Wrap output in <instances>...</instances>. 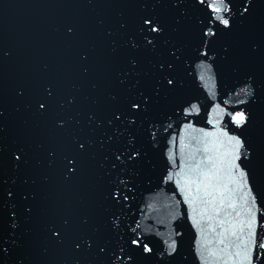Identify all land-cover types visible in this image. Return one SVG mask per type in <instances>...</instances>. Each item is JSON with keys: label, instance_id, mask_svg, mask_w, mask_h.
Returning a JSON list of instances; mask_svg holds the SVG:
<instances>
[{"label": "snow or ice", "instance_id": "snow-or-ice-1", "mask_svg": "<svg viewBox=\"0 0 264 264\" xmlns=\"http://www.w3.org/2000/svg\"><path fill=\"white\" fill-rule=\"evenodd\" d=\"M84 4L93 14L61 18L51 63L13 89L26 127L11 141L0 88V264H185L181 233L153 245L122 216L151 163L141 137L156 141L168 105L199 112L181 99L188 55L205 86L221 71L244 79L231 112L212 109L214 131L184 124L164 180L190 210L199 264H264V0H66ZM10 56L0 48V77Z\"/></svg>", "mask_w": 264, "mask_h": 264}, {"label": "water", "instance_id": "water-1", "mask_svg": "<svg viewBox=\"0 0 264 264\" xmlns=\"http://www.w3.org/2000/svg\"><path fill=\"white\" fill-rule=\"evenodd\" d=\"M92 14L90 5L66 6V0H0V48L11 53L10 57L4 58L0 77V88L7 100L6 133L9 141L17 139L26 127L22 102L11 99L13 89L22 86L24 80L41 65L51 63L57 38L55 28L61 18ZM217 51L218 49L209 52V56H215ZM201 60L211 63L210 60ZM200 63V60L188 55L179 68V75L184 83L181 99L197 104L199 112L185 116L179 109L173 111L175 105H168L164 110L171 119L158 117L161 123L157 124L156 141L152 143L150 137H141V143L148 151L147 159L151 163L141 169L131 194L134 199L129 201V207L124 209L126 215L122 216V231L129 225L135 228L138 222L140 227L137 232L153 245L166 239L170 233H181V236L174 238L181 241L182 252L188 256L185 264H199L192 252L196 231L188 219L190 210L184 203L183 194L176 187L175 178L166 182L164 177L169 171L175 173L180 170V133L184 124L214 131L213 124L208 123L209 119L214 121L215 113L212 109L219 104L226 113L231 112L236 98L235 95L230 98L227 93L232 89L238 92L241 87L239 80L244 79L242 74L221 71L217 73L214 84L205 86L199 79L202 71ZM226 99L231 102L225 104ZM17 106H21L20 113L15 111ZM168 123L172 127L165 131L164 125ZM220 124L229 134L240 132L231 125L227 116L220 118ZM187 151L186 149L185 155ZM169 152L173 154L175 166L168 161ZM258 208L259 218L264 216V196L259 199ZM258 234L264 237V220L260 221Z\"/></svg>", "mask_w": 264, "mask_h": 264}]
</instances>
